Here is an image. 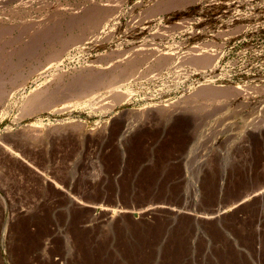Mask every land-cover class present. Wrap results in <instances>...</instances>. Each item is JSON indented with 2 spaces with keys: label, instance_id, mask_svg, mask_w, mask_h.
Masks as SVG:
<instances>
[{
  "label": "rangeland",
  "instance_id": "1",
  "mask_svg": "<svg viewBox=\"0 0 264 264\" xmlns=\"http://www.w3.org/2000/svg\"><path fill=\"white\" fill-rule=\"evenodd\" d=\"M214 1L0 0V52L36 43L0 66L27 81L0 103V264H264V0ZM138 47L165 58L104 87Z\"/></svg>",
  "mask_w": 264,
  "mask_h": 264
},
{
  "label": "bare ground",
  "instance_id": "2",
  "mask_svg": "<svg viewBox=\"0 0 264 264\" xmlns=\"http://www.w3.org/2000/svg\"><path fill=\"white\" fill-rule=\"evenodd\" d=\"M104 1V0H103ZM185 0H161V2L159 3V6L157 7V9H155L154 8V11H153V13H155V12H158V11H160L161 12V10H162V12L164 11V12H166L167 10H180L179 9V6H181V3H185L184 2ZM214 1V0H213ZM107 2L108 3H111V4H119V2H118V0H107ZM215 2V1H214ZM213 2V3H214ZM221 2H223L222 0H221ZM86 4V3H85ZM146 4V3H145ZM212 4V3H211ZM44 5V4H43ZM3 6V5H2ZM53 6H54V4H53ZM52 6V7H53ZM106 6V5H105ZM110 6V5H109ZM217 6V5H216ZM116 7V6H115ZM112 8V7H111ZM151 8V7H150ZM107 9V8H106ZM117 9H118V7H117ZM149 9V8H148ZM151 9H153V8H151ZM51 10V9H50ZM56 9H54L53 11H55ZM99 10V9H98ZM97 9H94L92 12L90 11V12H88L87 13V15L86 16H84V22H85V27H93L94 29L95 28H97L98 27V24H100L99 22H100V20H101V18L99 19V14L97 15V13H99L100 11H98ZM111 10V9H110ZM214 10V9H213ZM27 11V10H26ZM112 11H114L113 9H112ZM117 11V10H116ZM20 12V11H19ZM45 12H47V11H45ZM52 12V11H51ZM110 12V11H109ZM151 12V11H150ZM179 12V11H178ZM219 12V11H218ZM105 13V12H104ZM113 13V12H112ZM48 14H50V13H48ZM47 14V15H48ZM150 14V13H149ZM152 14V13H151ZM179 14V13H178ZM20 15V14H19ZM100 15H102V14H100ZM110 16V15H109ZM151 16H153V15H151ZM42 17V16H41ZM145 17V16H144ZM104 18H105V15H104ZM107 18V17H106ZM109 18V17H108ZM148 18V17H147ZM151 18H154V16L153 17H150V19ZM10 19V18H9ZM50 19V18H49ZM51 19H52V17H51ZM51 19H50V21H51ZM54 19H57V18H54ZM142 19V18H141ZM12 20V19H11ZM103 20L104 19H102V22H103ZM143 20V19H142ZM145 20V19H144ZM148 21H149V19H147ZM35 21V20H34ZM37 21H39V20H37ZM70 21V20H69ZM151 21H153V19L151 20ZM72 23L70 24V25H74V22L73 21H71ZM78 24H79V22L78 21H76ZM82 22V21H81ZM64 23V22H63ZM76 23V25L78 26V24ZM105 23V22H104ZM137 23V22H136ZM34 24V23H33ZM66 24H68V22L66 23ZM82 24V23H81ZM101 24H103V23H101ZM39 25H41V24H39ZM143 25H145V24H143ZM147 25V24H146ZM26 26V25H25ZM35 26H37V25H35ZM76 26V27H77ZM102 26H104V25H102ZM136 26V25H135ZM11 27V26H10ZM75 27V26H74ZM101 27V26H100ZM175 27V26H174ZM31 27H28V29H30ZM38 28V27H37ZM37 28H33V29H36L37 30ZM79 28V27H78ZM80 28H82V27H80ZM92 28V29H93ZM25 29H27V28H25ZM54 29V28H53ZM93 29V30H94ZM35 30V31H36ZM39 30H40V28H39ZM80 30V29H79ZM83 32H85L84 30V25H83ZM90 30V29H89ZM133 30V29H132ZM26 31V30H25ZM30 31H31V29H30ZM34 31V32H35ZM87 31V30H86ZM104 31V30H103ZM116 31V30H115ZM24 32V31H23ZM22 32V33H23ZM31 32H33V31H31ZM33 32V33H34ZM36 32H38V31H36ZM81 32V31H80ZM90 32V31H89ZM108 32V31H107ZM171 32V31H170ZM21 33V32H20ZM39 33V32H38ZM37 33V34H38ZM46 33H48V32H46ZM91 33V32H90ZM96 33H97V31H96ZM106 32H104V34H105ZM84 34V33H83ZM92 34V33H91ZM93 34H94V32H93ZM98 34H99V32H98ZM2 35H4V34H2ZM10 35V34H9ZM48 35V34H47ZM55 35V34H54ZM54 35H52V36H54ZM58 35V34H57ZM56 35V36H57ZM82 35V34H81ZM96 35V34H95ZM103 35V34H102ZM5 36H6V34H5ZM20 36H21V34H20ZM51 36V35H50ZM56 36H55V38H56ZM72 36V35H71ZM78 36V35H77ZM92 36V35H91ZM101 36V35H100ZM22 37V36H21ZM21 37L19 38V39H17V38H15L14 39V41L13 40H11V42L13 41V46L15 45L17 48L15 49L14 48V50L12 51V52H8V53H1L0 52V66H1V68H3V69H5L6 67H7V69H5L7 72V74L6 75H8V74H11V73H14V71H15V69L14 68H11V67H9V60L8 59H10V57H15V55H18V54H21V52H26V54L24 55L23 53V55L24 56H33L32 54H34V52H35V47L33 48V46H35V44H32V43H29L30 45H29V49H27V50H25V49H23L22 50V48L20 47V45H21ZM25 37V36H24ZM33 37V36H32ZM35 37V36H34ZM48 38H49V36H47ZM61 37V36H60ZM2 38V37H1ZM26 38V37H25ZM36 38H41V39H45L46 40V34H45V32H43L42 34L41 33H39V36L38 37H36ZM53 38V37H52ZM54 38V39H55ZM93 38H95V37H93ZM92 38V39H93ZM21 39V40H20ZM24 39V38H23ZM40 39V40H41ZM61 39V38H60ZM74 39H76V38H74ZM73 39V41H75ZM79 39H80V37H79ZM5 40V39H4ZM27 40H28V37H27ZM31 40H33V39H31ZM50 40V39H49ZM77 40V39H76ZM98 40V39H97ZM25 41H26V39H25ZM24 41V42H25ZM48 41V40H47ZM71 41V40H70ZM10 42V43H11ZM76 42V41H75ZM99 42V41H98ZM26 43H28V42H26ZM49 43V42H48ZM68 43H70V42H68ZM77 43V42H76ZM142 45V44H141ZM4 46V45H3ZM12 46V45H11ZM28 46V45H27ZM144 46V45H143ZM135 47V46H134ZM19 48H21L20 50H19ZM32 48H33V51H32ZM157 48V47H156ZM6 49V48H5ZM13 49V48H12ZM31 49V50H30ZM88 49V48H87ZM4 50V49H3ZM39 50V49H38ZM2 51V50H1ZM9 51V50H8ZM154 51V50H153ZM191 51H193V49L191 50ZM203 51V50H202ZM18 52H20V53H18ZM66 52V51H65ZM126 53H122V55H120L119 57L121 58L120 60H119V66H117V65H115V67H112L111 69H109L107 72H106V74H104L105 76V78H104V81H103V85H104V87H106V88H109L110 90H112L113 89V87L115 86H113V80H114V78L115 77H135V76H140L141 77V74H140V72L141 71H139L138 70V66L142 63V65H143V63H145V62H148V61H151V60H157V61H163V59L165 58L164 56V54H162L161 53V51L159 52V51H154V52H151V51H149L148 49H146V48H143V47H138V48H135L134 50H131L130 52H127V51H125ZM205 52V51H204ZM213 52V51H212ZM18 53V54H17ZM196 53V52H195ZM207 53V52H206ZM211 53V52H210ZM29 54V55H28ZM53 54V53H52ZM62 54V53H61ZM121 54V53H120ZM191 54H193V53H191ZM190 54V55H191ZM209 54V53H208ZM212 54V53H211ZM203 55V54H202ZM53 56V55H52ZM175 56V55H174ZM187 56V55H186ZM206 56V55H205ZM204 56V57H205ZM12 57V58H13ZM22 57V56H21ZM54 57V56H53ZM190 57H192V55L190 56ZM203 57V59H201L202 57H198V56H193L190 60H191V66H194V68L197 66H199V67H204L205 65H209V64H211V62H212V60L213 59H211V58H209L208 56L207 57H205L204 58ZM11 58V59H12ZM23 58V57H22ZM22 58H20V59H22ZM62 58V57H61ZM173 58V57H172ZM214 58V57H213ZM216 58V57H215ZM36 59V58H35ZM63 59V58H62ZM34 60V59H33ZM54 62V61H53ZM3 63H5V64H3ZM113 63H115L114 61H113ZM112 63V64H113ZM174 63V62H173ZM146 64V63H145ZM144 64V65H145ZM165 64V63H164ZM188 64H189V62H188ZM189 64V65H190ZM147 65V64H146ZM168 65H170V64H168ZM11 66V65H10ZM188 67V66H187ZM139 68H140V66H139ZM166 68V67H165ZM176 68V67H175ZM205 68H206V66H205ZM201 69V68H200ZM203 69V68H202ZM201 69V70H202ZM24 70V69H23ZM3 71V70H2ZM212 72V71H211ZM91 73V72H90ZM93 73V72H92ZM96 74V73H95ZM87 75L88 76H90V74L89 73H87ZM87 75H85V76H87ZM144 75V74H143ZM145 75H146V73H145ZM92 76H94V75H92L91 74V77ZM147 76V75H146ZM0 103L2 102V101H4V98L5 97H9L7 94H9V93H7V92H5L6 91V89L5 88H7L8 87V85H10L12 88H14V89H18V88H21L22 86H24L25 87V84L27 83V81H25V79L24 80H19V79H17V77H15V79H13V78H9L8 80V82L6 81V83L7 84H5V80H4V78H5V76H3L2 74L0 75ZM2 77H4V78H2ZM101 77V76H100ZM145 77V76H144ZM6 79V78H5ZM125 79V78H124ZM89 80V79H88ZM116 80V79H115ZM26 82V83H25ZM118 83V82H117ZM118 85V84H117ZM46 86V85H45ZM85 89H87L86 87H84ZM90 88V87H89ZM105 88V89H106ZM84 89V90H85ZM200 89V91L198 90L197 92H195V94H193L192 96L194 97V100L195 101H198L199 103H201V104H204V103H209V102H211L212 103V101H216V99L217 98H219V99H222L221 98V96L220 95H222V93L223 92H221V91H219V90H213L214 88H208V87H206V88H204V87H202V89L201 88H199ZM109 90V91H110ZM196 90V89H195ZM55 91V90H54ZM88 91V90H87ZM107 91H108V89H107ZM106 91V92H107ZM43 92H45L44 91V88H42V87H38L37 89H35L34 91H32L31 93H29V95H25L26 97L22 100V106H23V108H25L26 110H27V108H28V110H38V109H41V108H43L44 107V103H43V101H42V99H41V95H42V93ZM47 92V91H46ZM86 92V91H85ZM84 92V93H85ZM6 93V94H5ZM53 93V92H52ZM110 93V92H109ZM225 93V92H224ZM11 94V93H10ZM48 94V93H47ZM91 94V93H90ZM106 94V93H105ZM121 95V94H120ZM43 96H45V94L43 95ZM90 96V95H89ZM114 96V95H113ZM117 96V95H116ZM220 96V97H219ZM49 97V96H48ZM81 97V96H80ZM87 97V96H86ZM223 97H224V95H223ZM83 99V98H82ZM81 99V100H82ZM95 99H96V97H95ZM95 99H93L92 100V102L94 103V101H96ZM44 100V99H43ZM56 100V99H55ZM74 100V99H73ZM48 101V100H47ZM51 101V100H50ZM70 101V100H69ZM19 102H21V101H19ZM67 102V101H66ZM79 102V101H78ZM119 102V97H115V98H113V101L111 102V104L112 105H114V104H116V103H118ZM197 102V103H198ZM18 103V102H17ZM53 103V102H52ZM57 103V102H56ZM97 103V102H96ZM120 103V102H119ZM62 104V103H61ZM60 104V105H61ZM90 104V103H89ZM49 105V104H48ZM47 105V106H48ZM59 105V104H58ZM87 105V104H86ZM91 105H93V104H91ZM65 106V105H64ZM98 106H100V105H98ZM106 106V105H105ZM104 107V106H103ZM48 108H50V107H48ZM69 108V107H68ZM98 108V107H97ZM100 108V107H99ZM98 108V109H99ZM52 109V108H51ZM50 109V110H51ZM72 109V108H71ZM95 109V108H94ZM21 110V109H20ZM39 111V110H38ZM49 111V110H48ZM28 112V111H27ZM24 115H25V113H23ZM22 113L20 114V115H23ZM33 114V113H32ZM25 117V116H24ZM15 149V148H14ZM10 150V149H9ZM7 151V150H6ZM13 151V150H12ZM12 151H10V152H12ZM20 154V153H19ZM23 159V158H22ZM28 163V162H27ZM45 176V175H44ZM43 177V176H42ZM46 177V176H45ZM49 179V178H48ZM51 180V179H50ZM58 184V183H57ZM56 184V185H57ZM59 185V184H58ZM77 199V198H76ZM81 202V201H80ZM84 203V202H83ZM82 204V203H81ZM82 205H85V204H82ZM88 205H90L89 203H88ZM98 206V205H97ZM165 206V205H164ZM95 207V206H94ZM100 208V211L101 210H106V211H108L109 213H110V215H111V217H114V216H116V215H120L121 213L123 214V213H127V211L125 210V209H122V208H104V207H102V206H100L99 207ZM168 210V209H167ZM166 211V210H165ZM180 212H182V211H180ZM220 213V212H219ZM148 214V213H147ZM109 215V214H108ZM199 217V216H198ZM206 217L207 216H202L201 218H204V219H206ZM209 217V216H208ZM214 217V216H213ZM208 219H210V218H208Z\"/></svg>",
  "mask_w": 264,
  "mask_h": 264
},
{
  "label": "water",
  "instance_id": "3",
  "mask_svg": "<svg viewBox=\"0 0 264 264\" xmlns=\"http://www.w3.org/2000/svg\"><path fill=\"white\" fill-rule=\"evenodd\" d=\"M179 208H184V207H179ZM217 211V210H216Z\"/></svg>",
  "mask_w": 264,
  "mask_h": 264
}]
</instances>
